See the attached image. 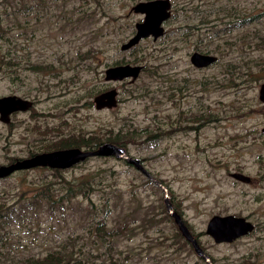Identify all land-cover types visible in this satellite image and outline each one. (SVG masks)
<instances>
[{
    "label": "rangeland",
    "instance_id": "1",
    "mask_svg": "<svg viewBox=\"0 0 264 264\" xmlns=\"http://www.w3.org/2000/svg\"><path fill=\"white\" fill-rule=\"evenodd\" d=\"M140 1L0 0V97L31 101L0 120V165L118 142L143 169L91 156L0 179V264H264V0H168L163 34L121 51ZM195 52L216 60L197 67ZM125 64L135 79H105ZM109 89L115 105L96 107ZM25 181L43 189L22 199ZM215 215L253 229L216 243Z\"/></svg>",
    "mask_w": 264,
    "mask_h": 264
},
{
    "label": "water",
    "instance_id": "2",
    "mask_svg": "<svg viewBox=\"0 0 264 264\" xmlns=\"http://www.w3.org/2000/svg\"><path fill=\"white\" fill-rule=\"evenodd\" d=\"M131 10L134 13L141 14L143 19L135 24V32L133 36L121 45V50H126L134 46L140 42L142 38L152 37L156 40L161 36L164 31L163 23L170 17V2L168 0L140 1L135 4ZM215 60L216 59L213 56L208 54L203 55L198 52L193 53L191 59L192 63L197 67L206 66ZM140 69V66H132L129 64L109 67L106 69L105 79L115 82H120L129 78L135 79ZM116 93L115 89H109L96 95L94 97L96 107H113L115 105ZM260 100L264 102V83L261 85L260 89ZM30 106L31 101L27 99L15 95L1 96L0 120L4 123H8L10 121V115L15 112L28 110ZM109 155H115L118 158L125 159L129 163L134 164L139 170H143L139 159L129 157L125 148L122 146L108 142L91 150L79 147L61 148L34 154L7 165H0V178L6 177L15 171L33 169L36 167L64 169L91 156ZM230 175L243 182L248 180L246 176L237 172L231 173ZM154 181L166 192L164 186L155 179ZM165 203L167 211L174 218V221L184 238L192 244L196 254L209 261L208 257L199 246L197 239L185 225L182 217L174 211L172 204L169 202L168 196H166ZM252 229V223L247 221L244 217L234 215H215L208 221L205 232L211 236L216 243H223L232 242L238 237L250 232ZM209 264L211 263L209 262Z\"/></svg>",
    "mask_w": 264,
    "mask_h": 264
},
{
    "label": "trees",
    "instance_id": "3",
    "mask_svg": "<svg viewBox=\"0 0 264 264\" xmlns=\"http://www.w3.org/2000/svg\"><path fill=\"white\" fill-rule=\"evenodd\" d=\"M112 143L121 146V144H118V142H112ZM68 147H77V146L69 144V145L60 146L59 149L60 148H68ZM85 147H88L89 149H93V148H91L92 145H85ZM45 169H50V168H47V167H36V170H45ZM86 175H88V174H86ZM6 177H8V176H6ZM3 178H5V177H3ZM0 179H2V178H0ZM22 180H26V179L22 178ZM27 183H29V184H27ZM85 183H89V180L84 179V180L81 181V184L84 185ZM29 185H31V183L29 181H25V184L23 185L24 188L21 189V193H20V196H19L20 198H22V199L25 198L26 194H27V191H34V192L37 193V192H40V190L43 189L42 185H37V186H29Z\"/></svg>",
    "mask_w": 264,
    "mask_h": 264
},
{
    "label": "flooded vegetation",
    "instance_id": "4",
    "mask_svg": "<svg viewBox=\"0 0 264 264\" xmlns=\"http://www.w3.org/2000/svg\"><path fill=\"white\" fill-rule=\"evenodd\" d=\"M133 47V46H132ZM132 47H130V48H132ZM130 48H128V49H126V50H121V51H127V50H129ZM130 79H132V78H129V80ZM126 80V79H125ZM125 80H123V81H125ZM119 82V81H118ZM120 82H122V81H120ZM104 91H106V90H101V92H104ZM21 112V111H20ZM14 114V113H13ZM11 116V115H10ZM61 149V148H60ZM47 152V151H46ZM47 168H49V167H47Z\"/></svg>",
    "mask_w": 264,
    "mask_h": 264
},
{
    "label": "bare ground",
    "instance_id": "5",
    "mask_svg": "<svg viewBox=\"0 0 264 264\" xmlns=\"http://www.w3.org/2000/svg\"><path fill=\"white\" fill-rule=\"evenodd\" d=\"M143 39H145V38H142L141 40H143Z\"/></svg>",
    "mask_w": 264,
    "mask_h": 264
}]
</instances>
